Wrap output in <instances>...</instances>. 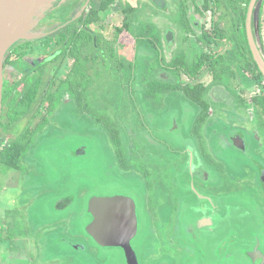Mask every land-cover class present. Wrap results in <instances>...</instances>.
Returning a JSON list of instances; mask_svg holds the SVG:
<instances>
[{"label": "rangeland", "instance_id": "374dc122", "mask_svg": "<svg viewBox=\"0 0 264 264\" xmlns=\"http://www.w3.org/2000/svg\"><path fill=\"white\" fill-rule=\"evenodd\" d=\"M170 1L172 6L162 11L153 7L149 0H60L41 21V26L48 28L45 34L17 43L19 46L13 51L21 57L13 64L5 63L4 65L1 121L6 124V127H0L2 141L7 142V139L16 137L22 130L29 133L33 126L42 125L40 132H37L38 138L54 134L51 142L60 145L69 140V135L59 133L56 136L55 132L63 130V126L66 124L74 127L76 125L82 132L77 135V141L88 144L83 145L87 147L86 155L83 156L86 159L84 165L90 163L93 168L87 172L90 174L89 178L92 176L93 181L87 184L84 181L85 206L88 196L94 191L98 190L102 193L108 191L106 186L112 181L110 180L111 174L119 176L114 164L116 162V145L105 122H111L113 127L118 129L123 142V155L129 153L125 157L130 156L132 165L139 166L138 161L142 155L150 158V161L145 160L144 162L142 160L141 163L150 167L157 163L158 172L156 173L160 174L162 169L161 175L164 177L169 178L170 174L175 181L174 189L178 194H181L182 190L181 185L177 182L186 177L184 170H180L183 157L186 156V153L182 152L185 145H188L190 151L196 155L198 145L208 143V133L216 132L220 127L235 125L244 129L251 136L256 150L264 157V128L259 112L252 102L254 96L264 92V81L261 83L254 81L250 72L245 70L244 60L237 44L238 34L235 32L233 35L231 30L235 24L231 21L235 6L239 10L246 7L248 1L243 0V3L233 5L228 0H221L222 3L219 5L221 10L219 9L218 15H220L219 24L223 32L218 31L220 40L211 43L205 41L204 35L199 29L185 30L183 23L185 25L187 19L182 22L181 18L183 12L188 14L195 12L196 5L202 6L204 1ZM82 5L86 9L83 12L84 19L81 26L87 24L91 25V29L93 27L92 33L96 43L94 42V47H92L80 40L76 48H79L78 52L82 50V57H89L88 61L78 62L77 53L69 54L62 69L56 75L57 65L54 67L52 64L44 66L42 71V73L44 72V83L41 87H44L46 93L50 95V99L56 103L55 110L49 115L47 123L44 124V119H46L44 117L45 107L38 108L41 97L26 117L9 122L7 118L10 109L9 103L17 100L22 94L21 92H25L38 78L39 72L36 68L45 61L43 54L45 36L59 29L65 21L77 16L78 9ZM129 5L134 7L131 10L137 11H134L133 15L125 13L124 16L119 10ZM211 6L213 7V5ZM263 12L264 0H260L255 12L254 24L256 35L258 38L261 36L260 42L264 47ZM125 18L129 22V28L124 29L125 34L121 36L116 23H123ZM202 21L207 30L211 29V12H206ZM148 23L154 26L155 32L157 28L167 26L175 27L178 31L175 43L171 44L172 47L162 51L163 63L160 54H155L153 45L149 41L141 40L137 43L138 33ZM260 23L263 24L261 34L258 33ZM158 36L161 38V33ZM180 53L185 55L188 64H192L199 54L221 53L225 56V60L217 64L218 71L223 70L221 79H215V74L204 70L198 80H191L185 73L166 68L165 66ZM82 64L87 69V76L78 72ZM132 67L135 69L133 82L130 77ZM152 79L183 84H194L197 81H202L205 84L204 97L210 102V111L199 133H196L192 127L201 107L179 90L158 91L154 97L148 96V83L153 81ZM74 91L77 94H82L83 107L78 105ZM11 109L12 113L20 115L25 106L19 105L17 108L12 106ZM95 138L100 145H94L96 143ZM162 145H167V147L173 145L176 151L167 150ZM98 151L102 157L98 155ZM157 153H161L162 158ZM154 155H158V157L153 161ZM97 160L99 164L104 163L102 166L100 165L98 170L94 169ZM109 165L114 167L115 172L110 173L109 171L106 174V168L108 169ZM174 165H178V167H174ZM185 166L186 164L182 168ZM86 171L84 170V178ZM94 178H97L98 182L95 190ZM127 178L132 179L126 175L121 176V180L124 182H128ZM248 180L240 179L241 185L237 190L240 193L244 191L245 196H248L250 190L253 195H257L255 197L257 202L253 203L254 208L245 203L239 205H244L246 210L250 208L252 211H258L259 218L264 224V200L262 199L264 195L259 189L244 186ZM114 181H118L120 186L124 188H129L120 180ZM133 190L138 191L136 197L140 200L141 206L144 207L140 190L138 188H133ZM197 201L199 200L195 198V203ZM246 213L252 216V220L247 217L242 221V227H239L236 221L225 220L224 214H222L220 229L193 228L192 231H189L190 235L194 236L189 252L195 255L194 258L201 259L205 253L213 254L218 248L223 253L224 261L222 264H231L229 253L233 243L251 244L255 241V230L249 232L248 229L251 227L255 229L257 220L249 210ZM212 214H218L220 219L218 207L214 208ZM83 218L85 219V207ZM146 221L147 219L144 222ZM256 226L260 228V225ZM261 232L264 235V230ZM141 234L140 231L137 238ZM179 234L186 239L183 230ZM262 241L264 243V239Z\"/></svg>", "mask_w": 264, "mask_h": 264}, {"label": "flooded vegetation", "instance_id": "af4514ba", "mask_svg": "<svg viewBox=\"0 0 264 264\" xmlns=\"http://www.w3.org/2000/svg\"><path fill=\"white\" fill-rule=\"evenodd\" d=\"M149 1L153 7L162 11L172 6L170 0L159 3L161 6L156 5L152 0ZM203 1L202 6L196 5L195 12L190 14L183 12L182 22L187 19L185 25L183 23L184 29L187 31L191 28L199 29L203 35L218 33V31L222 33L223 30L219 24L221 19L218 15L222 1ZM228 1L233 5L243 3V0ZM249 4L247 2L248 8ZM129 6L134 8L132 5ZM125 8L119 10L124 16ZM79 9L77 16L65 21L59 29L45 36L44 52L42 51L45 61L36 68L39 75L31 84L32 86L41 80L38 95L24 117L40 97L38 108L45 107V116H43L49 120V115L54 112L49 111L50 95L46 93L44 87H41L44 83L42 71L44 66L57 65L56 62L50 61L52 54L63 51L65 47L55 49L52 45H47L46 40L53 33L84 16L86 7L82 5L80 12ZM134 11L130 14L133 15ZM208 11L211 12V29L209 30L202 21V17ZM239 11L240 9L238 10L235 6L231 20L235 23L231 27L232 34L235 35L236 32L238 36H240L237 28ZM255 12L256 9L253 15V28ZM215 22L218 26H215ZM81 24L80 28L83 27ZM123 24L124 22L116 23V26L123 27ZM156 31L158 34L161 33V50L170 49L172 45L168 43V40L172 39V44L175 43L178 36L177 29L167 26L159 27ZM140 41L137 40V43ZM94 42L96 43V40ZM16 47L17 44L11 52ZM153 48L155 54H162V51L160 52L155 46ZM72 49L74 48L71 47V51ZM68 55L63 58L60 70ZM25 92H21L17 100L9 103L8 119L12 106L20 105ZM18 120L9 119V122ZM47 122L44 121V124ZM0 127H6V124L1 121ZM63 127V130L56 131L55 135L67 133L69 140L60 145L51 142L54 134L38 138L37 132H40L42 125L33 126L29 133L22 130L16 137L9 140L6 138L7 142L2 141L0 131V264H222L223 253L218 248L213 254L205 253L201 259L194 258L195 255L189 252L194 236L192 237L189 231L195 227L207 229L205 225L199 224V221L206 216H212L215 207L238 206L245 203L254 208L253 203L257 202L255 198L257 195H253L250 190L248 193L250 197L245 196L244 191L238 192L237 188L241 185L240 179H250L244 186L259 189L264 195V157L256 150L251 136L235 125L220 127L216 132H209L208 143L198 145L196 155L190 152L188 145H185L182 152L186 153V156L183 157L182 162L187 160L189 163L184 171L186 177L177 182L181 185V194L174 189L175 181L170 174L169 178L164 177L161 175L162 169L160 174L156 173L158 172L157 163L153 164L154 168L141 163L142 160L150 161V158L142 155L138 161L141 166L132 165L130 156L126 158L129 153H124V161H121L115 147L116 162L114 164L119 176L111 174L110 180L121 182L123 175L132 178H127L128 182L122 181V183L129 188L140 190L147 221L140 230L141 236L130 240L135 249L136 258L129 256L122 247L104 249L87 234L83 222L84 181L86 184L93 181L92 176L89 178L90 174L87 173L93 169L92 165L90 163L84 165L86 159L83 158L87 152V147L83 145L88 144L77 141V135L82 132L76 125ZM22 139L24 142H20L21 145H13L18 144ZM94 145L100 144L96 140ZM164 146L167 150L176 151L173 145ZM157 154L162 158L161 153ZM98 155L100 156L99 151ZM158 155H154L152 160L154 161ZM102 164L104 163L99 164L97 160L94 169L98 170ZM196 165L198 168L195 167ZM108 169L106 168V174L109 171L115 172L114 167L110 165ZM84 170H87L85 178ZM97 185V178H94V190ZM195 198L199 200L197 203ZM262 199L264 200V196ZM181 230L185 233L186 239L179 234Z\"/></svg>", "mask_w": 264, "mask_h": 264}, {"label": "water", "instance_id": "95a60500", "mask_svg": "<svg viewBox=\"0 0 264 264\" xmlns=\"http://www.w3.org/2000/svg\"><path fill=\"white\" fill-rule=\"evenodd\" d=\"M156 5L164 0H152ZM37 0H0V123L2 112V80L6 59L12 48L21 40L27 14ZM258 0H251L246 18L247 39L260 71L264 75V53L262 52L255 36L253 28V15ZM172 33H174L172 31ZM171 45L172 39L168 40ZM105 192L98 190L91 193L85 206V230L88 235L104 249L124 248V251L136 258V252L130 240L138 237L140 230L145 224V213L140 200L136 197L138 191L120 186L118 181H110ZM133 190V191H132ZM244 205L218 207V214L205 217L199 221L209 230L220 229V222L223 218L229 221H236L242 227V221L252 216L246 212L249 210L256 221L253 243H233L229 256L231 264H264V224L259 218L258 211L246 210ZM254 212V214H253ZM223 219V220H224ZM224 220V221H225ZM260 220V221H259ZM259 221V222H258ZM256 234V235H255Z\"/></svg>", "mask_w": 264, "mask_h": 264}, {"label": "trees", "instance_id": "16d2710c", "mask_svg": "<svg viewBox=\"0 0 264 264\" xmlns=\"http://www.w3.org/2000/svg\"><path fill=\"white\" fill-rule=\"evenodd\" d=\"M248 4L250 0H247ZM132 7H127L125 8L124 12L126 13H133V9L131 10ZM247 9L248 6L242 7L240 11L238 12V17H239V22H238V30L240 32V36H238V49L241 52V57L243 58L244 62L243 65L245 66V70L250 72V76L254 81L260 82L264 81V75L260 71L256 61L253 58V54L251 52L248 39H247V33H246V16H247ZM94 13V11H92ZM83 16L76 22H73L69 25H67L64 29L58 30L57 32L53 33L50 35L46 41L47 45H52L53 48H59V47H65L63 51L61 52H54L53 57L50 59L51 62H56L57 67H56V73L60 70V67L63 62V58L67 56L69 53H77L76 56L78 57L77 61L82 62V61H88L89 57H82V50L78 52L76 50V47L79 45V41L83 40L86 42L87 45H90L94 47V34L92 33L93 27L91 29V25H84L82 28H80V24L83 23ZM124 26L123 27H117V30H120L121 36L124 35V29L129 28V22L127 21V18H125L124 21ZM215 26L217 25V22H215ZM123 30V32H122ZM254 32L256 39L258 41V44L264 53V47L262 43L260 42L261 36L258 38L256 35V30H255V24H254ZM260 32L261 34V23L259 24L258 28V33ZM220 33H209V34H204L205 41L208 43L214 42V41H219ZM137 40H147L153 46H155L160 52L161 50V38L158 36V32H155V28L151 23H148L142 27L140 32L137 35ZM200 40V38H199ZM19 45H17L18 47ZM16 47V48H17ZM71 47L74 48L71 51ZM17 50V49H16ZM77 51V52H76ZM49 53V52H47ZM62 56V57H61ZM21 55H17L15 51L11 52L7 59L6 63L8 64H13L17 59H19ZM224 55H221V53L218 54H208V53H202L199 54L197 59L192 63L188 64L186 62L185 55L183 53H180L179 55L175 56L172 61L165 66L168 69H173L175 71H179L181 73H185L191 80H198L200 77V74L204 72V70H208L215 74V79H221V75L223 74V70L218 71L217 64L221 61H224ZM160 59L162 60V63L164 62V57L162 54H160ZM159 59V60H160ZM160 60V61H161ZM132 64V63H131ZM166 64V63H165ZM85 70V71H83ZM86 67L82 64V67L78 69V72L82 75L85 74L87 76V71ZM134 71L135 69L132 67L131 71V80L133 82L134 79ZM40 81H37L34 85H32L22 96V100L20 101V105L25 106V109H23L22 113L15 114L9 113V119L11 120H18L21 119L22 117L25 116V114L28 112L29 108L31 107L33 101L37 98L38 95V90L40 86ZM74 85V84H73ZM71 85V86H73ZM74 89L73 87H71ZM166 90H180L185 93V95L190 98L193 102L197 103L201 107V111L199 112L194 126L193 130L196 133H199V130L203 124V122L206 120V118L209 116V111H210V104L205 100L204 98V90H205V84L202 81H197L194 84H183V83H168L164 81H150L148 83V91L147 95L150 97H154L156 95V92L158 91H166ZM75 92V91H74ZM76 93V92H75ZM82 94H77L76 93V100L78 102V105L80 107H83L82 103ZM252 102L254 106L257 108L259 115L261 117V122L264 128V92L261 94H258L253 97ZM55 102L53 99H51V105L49 108L50 113H52L55 109ZM18 107V106H17ZM14 107V108H17ZM84 109V108H83ZM15 110V109H13ZM85 110V109H84ZM47 118L45 119V122H47ZM106 126L108 127L110 134L113 137L114 144L116 145V151L118 154V157H120L121 161H124V155L122 151V139L120 136V133L118 129L113 127L111 122H105ZM26 136V135H25ZM20 142H24V140H20L19 143H14L13 145H21ZM11 159V157L9 158Z\"/></svg>", "mask_w": 264, "mask_h": 264}, {"label": "bare ground", "instance_id": "6f19581e", "mask_svg": "<svg viewBox=\"0 0 264 264\" xmlns=\"http://www.w3.org/2000/svg\"><path fill=\"white\" fill-rule=\"evenodd\" d=\"M60 0H37L28 12L21 40L37 38L45 34L47 27L41 26L42 19L48 14ZM82 10V6L79 12ZM83 12V11H82ZM53 15V14H52ZM48 17V16H47Z\"/></svg>", "mask_w": 264, "mask_h": 264}, {"label": "crops", "instance_id": "0c3cea01", "mask_svg": "<svg viewBox=\"0 0 264 264\" xmlns=\"http://www.w3.org/2000/svg\"><path fill=\"white\" fill-rule=\"evenodd\" d=\"M263 14H264V12H263ZM262 20H263V16H262ZM261 26L263 27V24H261ZM153 80V79H152ZM180 91V90H179ZM162 92V91H161ZM205 98V97H204ZM206 100V99H205ZM207 101V100H206ZM208 102V101H207ZM209 104H210V102H208ZM201 110H199V112H200ZM199 112H198V114H199ZM198 116V115H197ZM197 118V117H196ZM196 118H195V120H196ZM195 120H194V123H195ZM67 125V124H66ZM68 126H70V125H68ZM193 126H194V124H193ZM193 128V127H192ZM79 130V129H78ZM81 132V131H80ZM87 133H90V132H87ZM90 134H92V133H90ZM94 135V134H93ZM96 140H97V138H96ZM190 149V148H189ZM191 152V151H190ZM192 160V159H191ZM188 163H189V161H184V162H181V165H180V170H186L187 169V167H188ZM186 164V166L185 167H183L182 168V166H184ZM213 215V214H212Z\"/></svg>", "mask_w": 264, "mask_h": 264}]
</instances>
